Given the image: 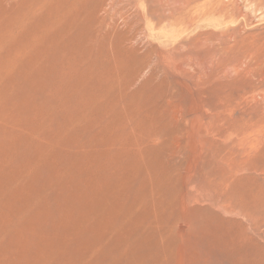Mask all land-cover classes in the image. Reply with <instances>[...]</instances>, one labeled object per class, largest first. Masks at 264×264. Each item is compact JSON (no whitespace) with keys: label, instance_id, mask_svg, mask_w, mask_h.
I'll return each instance as SVG.
<instances>
[{"label":"rangeland","instance_id":"1","mask_svg":"<svg viewBox=\"0 0 264 264\" xmlns=\"http://www.w3.org/2000/svg\"><path fill=\"white\" fill-rule=\"evenodd\" d=\"M0 3V264H94L108 173L129 177L116 220L166 230L186 254L172 264L264 253V0ZM17 5L40 44L13 36Z\"/></svg>","mask_w":264,"mask_h":264},{"label":"bare ground","instance_id":"2","mask_svg":"<svg viewBox=\"0 0 264 264\" xmlns=\"http://www.w3.org/2000/svg\"><path fill=\"white\" fill-rule=\"evenodd\" d=\"M9 2V1H8ZM1 4V3H0ZM25 4V3H24ZM44 4V3H43ZM23 5V4H22ZM32 5V4H31ZM40 5V4H39ZM85 5V4H84ZM1 6H2V4H1ZM27 6V5H26ZM25 6V7H26ZM33 6V5H32ZM24 7V9H27L26 10V12H24V10H23V8H22V6H20V5H17V10H19V12H18V15H17V12L15 13L16 15H14V16H16L17 17V20L15 19V21H12L11 19H9L10 21H11V23H12V25H14V27H16V28H14V29H16L15 31H14V29H13V36H17V37H25L27 40H28V43L30 44V42H33L35 39H36V41H37V38H40L41 36L39 35V33L37 32V35H34L28 28H30V27H34V19L36 20V18H33V16H32V14H30V18H28L27 17V11H29V12H31L32 11V9H30L29 7L28 8H25ZM4 8V7H3ZM6 8H8V6H6ZM37 8V7H36ZM36 8H33V9H36ZM16 9V8H15ZM14 9V10H15ZM23 11H22V10ZM40 9H41V7H40ZM101 9V8H100ZM9 10V9H8ZM37 10H39V9H37ZM37 10H35L36 11V17H38V12H40V11H42V12H44L43 10H40V11H38L37 12ZM98 10V9H97ZM6 12L5 10H2L1 8H0V12ZM35 11H34V13H35ZM38 14V15H37ZM0 15H1V13H0ZM2 15H4V13H2ZM41 15H42V13H41ZM41 15H40V17H41ZM45 16V15H44ZM43 17V16H42ZM42 17L40 18V19H42ZM45 18V17H44ZM39 18H37V20H38ZM19 20V21H18ZM45 20H47V19H45ZM44 20V21H45ZM10 21H8V23L10 24ZM41 21H43V20H41ZM41 21L39 22V21H37V22H39V23H41ZM43 21V22H44ZM39 23H38V26H39ZM46 23V22H45ZM0 25H3V26H5L3 23L2 24H0ZM36 25V24H35ZM47 25V24H46ZM12 27V26H11ZM39 27H41V26H39ZM43 27V26H42ZM45 27V26H44ZM43 27V28H44ZM5 28V27H4ZM34 28H37L36 26L34 27ZM9 29H11L10 27H9ZM33 29V28H32ZM2 31H3V29H1ZM34 30V29H33ZM32 30V31H33ZM9 31V30H8ZM12 32V31H11ZM11 32L9 31V32H7V37H9L10 35H11ZM105 32V31H104ZM3 33H4V31H3ZM46 33H48V32H46ZM106 33V32H105ZM3 35V34H2ZM1 35V36H2ZM12 36V38H14ZM40 36V37H39ZM17 37L15 38V39H17ZM11 38V37H10ZM11 38V39H12ZM45 38V37H44ZM55 38H57V37H55ZM5 39H6V37H5ZM9 39V38H8ZM11 39H10V41H11ZM14 39V40H15ZM43 39V38H42ZM2 40V39H1ZM14 40H12V42H14ZM18 40H19V38H18ZM3 41V40H2ZM7 41V40H6ZM35 41V42H36ZM39 41H41V40H39ZM43 41H44V43H45V40L43 39ZM42 41V42H43ZM11 42V43H12ZM21 42H23L22 40H21ZM26 42V41H25ZM34 42V43H35ZM41 42V43H42ZM3 43V42H2ZM27 43V42H26ZM26 43H23V45L24 44H26ZM37 43H38V41H37ZM43 43V44H44ZM46 43H47V41H46ZM0 44H1V42H0ZM6 44V43H5ZM38 44H40V43H38ZM42 44V45H43ZM20 45V44H19ZM34 45V44H33ZM33 45H30V49L32 48V46ZM45 45H48V44H45ZM21 46H22V43H21ZM37 46V45H36ZM35 46V49L36 50H41L40 48H38V47H36ZM44 46V45H43ZM2 47V46H1ZM48 47V46H47ZM17 48V47H16ZM25 48H27V47H25ZM25 48H23V50H25ZM38 48V49H37ZM6 49H7V47H6ZM10 48H8V50H9ZM46 49V48H45ZM44 49V50H45ZM7 50V51H8ZM16 50V49H15ZM22 50V51H23ZM28 50H29V47H28ZM33 50H34V48H33ZM10 51H12V48H11V50H9V53H10ZM19 51H21V50H19ZM21 51V52H22ZM20 52V53H21ZM33 51H31V53H32ZM15 53L16 52H12V54H14L15 55ZM23 53L24 54H26L24 51H23ZM11 54V53H10ZM9 54V55H10ZM18 54V53H17ZM8 55V54H7ZM8 55V56H9ZM27 56H29V55H27ZM16 59V58H15ZM18 59V58H17ZM4 78V77H3ZM2 82V81H1ZM4 82V81H3ZM144 130V129H143ZM161 130V129H160ZM152 132V131H151ZM141 135H142V133H141ZM154 138V137H153ZM177 140V139H176ZM128 142V141H127ZM200 155V154H199ZM195 156H197V155H195ZM197 158V157H196ZM199 158V157H198ZM118 163H119V161H118ZM109 174V175H108ZM108 174H105V175H103L102 177H101V179L99 180V182H98V190H97V194L95 195L96 196V208H95V205H94V207H93V209L95 208L96 209V225L94 226H91V223L92 222H88L89 224H90V226H89V228H88V226H85V225H88V223L86 222V224L84 225L85 226V230H84V232H86V230H87V228L88 229H91L90 227H94V230H95V240L94 239H92V237L90 238V239H92V241L94 242V244H92V245H94V247L93 246H91V245H88V247L89 246H91V248H93L94 249V256H93V254L91 255V251H89V253H90V255H91V257H93V259L91 258V257H89L88 256V253H87V255H86V257H88V259H90L91 261H93L94 262V264H119V260L120 261H122V264H172V260L170 259V255L172 254V256H174V257H176L178 260H186V254H185V250L183 249V247L181 246V245H179V244H175V242L173 243V242H170V241H168V240H166V239H168V237H169V235H168V232L166 231V230H163V231H159V232H157V231H151V233H148L147 234V232H145V231H140V228H142L138 223H137V221H138V218H136L135 217V215H131V217H130V224L128 225V226H123L122 225V221H118V220H116V218L118 217L117 216V209H118V203H117V197H118V193L119 192H121V191H124L126 188H125V186L124 185H126L127 184V181H128V179H129V177L126 175L125 176V178H122L121 176H117L116 178H115V181H114V178H112V174L110 175V173H108ZM115 175V174H114ZM223 175V174H222ZM221 178H223V177H221ZM218 180H220V179H218ZM225 180V179H224ZM226 181V180H225ZM30 182H32V181H30ZM35 183V182H34ZM220 183L221 182H219V184L218 185H220ZM226 183V182H225ZM214 184H215V182H214ZM213 184V185H214ZM222 184V183H221ZM26 185V184H25ZM223 185V184H222ZM225 185V184H224ZM36 186V185H35ZM38 186V185H37ZM24 187V186H23ZM27 187V186H26ZM31 187V186H30ZM210 187V186H209ZM226 187V186H225ZM34 188V187H33ZM97 188V187H96ZM36 189V188H35ZM24 190H25V188H24ZM60 190H63V188L62 189H60ZM96 191V190H95ZM61 192V191H60ZM96 193V192H95ZM40 196V195H39ZM42 199V198H41ZM79 199V198H78ZM88 200V199H87ZM220 204L223 202L222 201V199H221V197H220V199H218L217 200ZM84 202H86V201H84ZM94 203V204H95ZM70 204V203H69ZM77 204V203H76ZM85 204V203H84ZM89 204V203H88ZM90 204H91V202H90ZM224 204V203H223ZM222 204V206H224ZM75 205V204H74ZM87 205V204H86ZM41 206V205H40ZM70 205H68V207H69ZM89 207V206H88ZM67 208V207H66ZM81 208V207H80ZM80 208H78V209H80ZM91 209H92V207H90ZM89 208V209H90ZM225 208V207H224ZM74 209H76V208H74ZM94 209V210H95ZM70 211V210H69ZM79 211V210H78ZM92 211V210H91ZM90 214V213H89ZM89 214H84V216L85 217H89L90 219H88V220H91V216H88ZM91 215V214H90ZM93 215V214H92ZM83 216V217H84ZM84 217V218H85ZM259 217V216H258ZM93 221H95V219H94V217H93ZM209 221H210V219H209ZM158 222H160V218L158 219ZM6 223V222H5ZM43 223V222H42ZM9 224V223H8ZM7 224V225H8ZM258 224V223H257ZM78 225V224H77ZM77 225H75V226H77ZM82 225V224H81ZM81 225H79L80 227H81ZM34 226V225H33ZM40 226V225H39ZM79 226H77L76 227V230L75 231H78L77 230V228L79 227ZM9 227V226H8ZM212 227V226H211ZM210 227V228H211ZM3 228H5V227H3ZM41 228V227H40ZM122 228L124 229V231L125 232H123L122 231ZM209 228V230H212V229H210ZM213 228V227H212ZM215 228V227H214ZM217 228V227H216ZM43 229V228H42ZM220 229V228H219ZM208 229H207V231H209ZM216 230V229H215ZM11 231V230H10ZM38 231V230H37ZM39 231H40V229H39ZM42 231V230H41ZM88 231V230H87ZM90 231V230H89ZM93 231V230H92ZM206 231V232H207ZM81 232V231H80ZM84 232H82L83 234H84ZM140 232L141 233H145V235L147 234V236L149 235V234H151L150 235V238H149V240L147 241V236H145V235H143V234H141V236H142V240L141 239H139L140 238ZM13 233H15V232H13ZM12 233V234H13ZM32 233V232H31ZM210 233H212V231L210 232ZM214 233V232H213ZM26 234H27V232H26ZM30 234V233H29ZM28 234V235H29ZM33 234V233H32ZM79 234H81V233H79ZM88 234V233H87ZM180 234H183V231H181L180 232ZM208 234V233H207ZM216 234V233H215ZM13 235H15V234H13ZM35 235V234H34ZM33 235V236H34ZM38 235H39V233H38ZM86 235V234H85ZM84 235V236H85ZM89 235V234H88ZM156 235L157 236H160L163 240H166V241H163V244L162 245H160L158 242H159V239H158V237H156ZM214 235V234H213ZM26 236V235H25ZM32 236V235H31ZM31 236H26V239H28L27 237H31ZM44 237L45 235H41V237ZM78 236V235H77ZM82 234L78 237V238H82V237H84ZM87 236V235H86ZM207 236V235H206ZM218 236V235H217ZM42 237V238H43ZM89 237V236H88ZM94 237V236H93ZM209 237V236H208ZM32 238V237H31ZM44 238H46V237H44ZM43 238V239H44ZM84 238H87V237H84ZM221 238H222V236H221ZM32 239H34V237L32 238ZM39 239V238H38ZM42 239V240H43ZM212 240H213V238H211ZM210 239V240H211ZM22 240V239H21ZM24 240V239H23ZM36 241H34V242H36V243H41V241L40 242H37L38 240H37V238L35 239ZM40 240V239H39ZM45 240V239H44ZM81 240H83V238L82 239H80V241ZM85 240H87V239H85ZM85 240L83 241V243L85 242ZM11 241H12V243H16V242H13V241H15V240H13V239H11ZM29 241H31V240H29ZM46 241V240H45ZM45 241H42V242H44L45 244H46V242ZM78 241H79V239H78ZM88 241H90L89 239H88ZM92 241H91V243H92ZM139 241V242H138ZM223 241V240H222ZM245 241V240H244ZM4 242V241H3ZM2 242V243H3ZM21 242H23V241H21ZM21 242L19 243V244H21ZM213 242V241H212ZM211 242V243H212ZM1 243V242H0ZM11 243V242H10ZM44 243H42V245L44 244ZM80 243H82V242H80ZM88 243H90V242H88ZM147 243H148V246H147ZM214 243V242H213ZM221 243V242H220ZM18 244V243H17ZM17 244H15V245H17ZM18 244V245H19ZM23 244H25V243H23ZM23 244L22 245H20L21 246V248L22 249H24L22 246H23ZM28 244H30V243H28ZM32 244V243H31ZM79 244V243H78ZM10 245V244H9ZM17 245V246H18ZM26 245H27V243H26ZM40 246H42L41 244H39ZM67 245H70V244H67ZM81 245H83V244H81ZM221 245V244H220ZM1 246H2V244H1ZM3 246H4V243H3ZM11 246H12V244H11ZM11 246H10V248H11ZM28 246V245H27ZM32 246V245H31ZM30 245L28 246V247H31ZM44 246V245H43ZM70 246H72V245H70ZM218 246H219V243H218ZM6 247V246H5ZM9 247V246H8ZM13 247V246H12ZM15 247V246H14ZM36 247V246H35ZM45 247H47L46 245H45ZM45 247H44V249H45ZM73 247H75L74 246V244H73ZM78 247V246H77ZM85 247H87L86 246V244H85ZM16 248V247H15ZM14 248V249H15ZM20 247H19V249H18V247L14 250V251H21L20 249H21ZM33 248H34V246H33ZM90 248V247H89ZM90 248V249H91ZM6 250L8 249L7 247L5 248ZM12 249V248H11ZM10 249V250H11ZM26 249V248H25ZM37 249H40L39 247L37 248ZM42 249H43V247H42ZM41 249V250H42ZM47 249V248H46ZM89 249V250H90ZM220 249H222V245H221V248ZM9 250V251H10ZM87 251H88V249H86ZM159 250V253L157 252ZM258 250V249H257ZM8 251V250H7ZM9 251H8V253H9ZM12 251H13V249H12ZM43 251H45V250H43ZM164 252L166 255H167V257L168 258H166V259H164L163 257H160V255H161V253L160 252ZM30 252V251H29ZM260 252L261 251H259L258 252V254H256V257H257V260H256V257H253V258H251V260L249 261V260H247V259H249V258H245L246 259V264H264V253H261L260 254ZM34 253V252H33ZM38 253V252H37ZM37 253H36V255H37ZM210 253V252H209ZM216 253V252H215ZM248 253H249V249H247V245L245 246V250H244V254L245 255H248ZM27 255H28V252L26 253ZM26 254H24V257H27V256H25ZM31 254V253H30ZM43 254V253H42ZM41 254V255H42ZM85 254V253H84ZM21 255V254H20ZM34 255H35V253H34ZM33 255V256H34ZM36 255H35V257H36ZM39 255V254H38ZM40 255V256H41ZM45 255H47V253H46V251H45ZM64 255V254H63ZM216 255V254H215ZM259 255V256H258ZM9 256V255H8ZM7 256V257H8ZM19 256V255H18ZM18 256L16 255V256H13L12 255V257L14 258L15 257V259H17L18 258ZM30 255H28V257H29ZM83 256V255H82ZM81 256V257H82ZM152 256V257H151ZM209 257H208V262H212V259H213V253L211 252L210 253V255H208ZM20 257V256H19ZM23 257V258H24ZM32 257V256H31ZM43 257V256H42ZM47 257V256H46ZM84 257V256H83ZM9 258H11V257H9ZM9 258H6V260L7 261H5V262H8V264H9V261H8V259ZM13 258H11L10 260L12 261L13 260ZM41 258V257H40ZM68 258V257H67ZM3 259V258H2ZM20 259H21V257H20ZM34 259V258H33ZM32 258H31V260H33ZM43 259V258H42ZM41 259V260H42ZM62 259H63V257H62ZM66 259V258H65ZM73 259L74 258H72V261H73ZM76 259H78L77 257H76ZM88 259H87V261L84 259V261H86V262H88ZM40 259H38V261H39ZM40 260V261H41ZM69 260V259H68ZM80 260V259H79ZM220 260V259H219ZM0 261H1V259H0ZM18 261H20V260H18ZM26 261H28V260H26ZM72 261H70V262H72ZM75 261V260H74ZM81 261V260H80ZM21 262V261H20ZM19 262V263H20ZM24 262V261H23ZM62 262H64V261H62ZM67 262V261H66ZM70 262H67V263H70ZM76 262V261H75ZM75 262H73L74 264H75ZM215 262V261H214ZM1 263V262H0ZM36 263V262H35ZM45 263H46V259H45ZM72 263V264H73ZM77 263H79V262H77ZM76 263V264H77ZM81 263H82V261H81ZM90 263V262H89ZM88 263V264H89ZM6 264V263H5ZM15 264V263H14ZM18 264V263H17ZM21 264V263H20ZM24 264V263H23ZM33 264V263H32ZM40 264V263H39ZM42 264V263H41ZM64 264H66L65 262H64ZM71 264V263H70ZM83 264V263H82ZM86 264V263H85ZM212 264V263H211ZM242 264H243V262H242Z\"/></svg>","mask_w":264,"mask_h":264}]
</instances>
